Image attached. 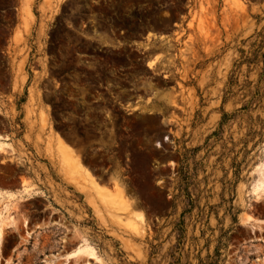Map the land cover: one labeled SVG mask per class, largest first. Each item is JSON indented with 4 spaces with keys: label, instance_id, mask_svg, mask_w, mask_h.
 <instances>
[{
    "label": "rangeland",
    "instance_id": "374dc122",
    "mask_svg": "<svg viewBox=\"0 0 264 264\" xmlns=\"http://www.w3.org/2000/svg\"><path fill=\"white\" fill-rule=\"evenodd\" d=\"M1 123L78 192L99 264H262L264 0H0Z\"/></svg>",
    "mask_w": 264,
    "mask_h": 264
},
{
    "label": "crops",
    "instance_id": "0c3cea01",
    "mask_svg": "<svg viewBox=\"0 0 264 264\" xmlns=\"http://www.w3.org/2000/svg\"><path fill=\"white\" fill-rule=\"evenodd\" d=\"M24 136L9 123L0 124V264H28L41 249L47 251L39 258L59 252L65 264L66 257L75 251L82 239L93 246L98 258L97 261L82 258L83 262L99 264L100 259L104 261V252L90 241L97 237L99 230L94 233L72 222L71 218L83 215L79 205L85 206L78 202V192L72 190L75 197L68 196V189L57 176L55 167L26 145ZM11 156L17 158L14 173L6 171L8 165L2 160ZM248 215L258 222L254 225L245 222ZM239 222L251 230L263 226L264 218L243 212ZM73 260L70 258L67 262Z\"/></svg>",
    "mask_w": 264,
    "mask_h": 264
},
{
    "label": "bare ground",
    "instance_id": "6f19581e",
    "mask_svg": "<svg viewBox=\"0 0 264 264\" xmlns=\"http://www.w3.org/2000/svg\"><path fill=\"white\" fill-rule=\"evenodd\" d=\"M163 141H167V138L163 137ZM5 150L6 149H4V152H5ZM2 151H3V149H2ZM250 194L252 197H259V196L264 194V159L260 162V164L258 165V167L256 169V178H255V180H254V182L250 188ZM140 220L141 221L143 220V216H140ZM244 221L251 223V225H254V223L258 222L257 219H254V218H252V216H249V215L244 218ZM70 258L74 259V261L80 260L82 258L93 259L94 261L98 260L95 249L93 248V246L89 245L86 242V240H84V239H82L80 241V244L75 249V251L70 253L66 257V262ZM262 264H264V260H263Z\"/></svg>",
    "mask_w": 264,
    "mask_h": 264
}]
</instances>
